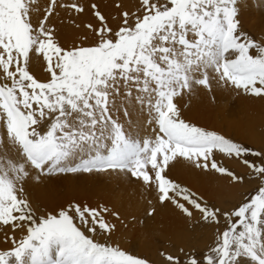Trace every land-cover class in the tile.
Wrapping results in <instances>:
<instances>
[{
    "label": "snow or ice",
    "instance_id": "obj_1",
    "mask_svg": "<svg viewBox=\"0 0 264 264\" xmlns=\"http://www.w3.org/2000/svg\"><path fill=\"white\" fill-rule=\"evenodd\" d=\"M237 5L139 0L135 11L116 5L122 10L113 27L91 4L97 23L85 27L93 43L65 48L47 23L57 0H50L43 18L38 0H0V127L18 153L17 162L0 159V225L23 233L0 251V264H156L109 243L116 225L104 214L119 213L107 207L68 201L37 216L22 186L33 173L37 182L54 175L125 173L154 189L160 205L171 203L189 218L197 210L215 228L205 252H161V264H264V148L253 151L187 122L176 102L199 86L210 91L213 80L264 99V39L241 30ZM60 7L86 11L78 3ZM34 58L46 65V82L31 74ZM137 105L153 131L142 140L131 119ZM218 154L249 171L236 174L217 161ZM180 158L234 184L252 176L256 186L221 210L167 177L165 169Z\"/></svg>",
    "mask_w": 264,
    "mask_h": 264
},
{
    "label": "rangeland",
    "instance_id": "obj_2",
    "mask_svg": "<svg viewBox=\"0 0 264 264\" xmlns=\"http://www.w3.org/2000/svg\"><path fill=\"white\" fill-rule=\"evenodd\" d=\"M49 2L50 0H38L41 18H43V13ZM65 2L67 4L72 2L84 5L86 11L83 14L66 11L60 7V5L66 4ZM138 3L139 0H62V2L57 0V9L47 23L50 28L56 30V37L61 46L65 48L79 46L81 41H85V46H88L93 43L94 37L91 30L86 28L85 25L88 23L95 25L97 23L89 7L91 4H96L99 11L108 19L109 25L115 27L120 22L115 18L122 10L118 9L116 5L122 4L124 9L135 11ZM237 6L239 8L238 18L241 22V30L256 40L264 39V0H238ZM32 11L33 20L35 21L33 23L35 24L36 9L33 7ZM32 66L31 74L41 82H46L50 78V74L46 72V65L42 60L37 62L34 58ZM176 102L181 109L182 118L187 122L208 130L217 131L248 146L253 151L264 148V99L245 95L242 91L235 90L231 85L221 84L217 86L215 80H213L210 91L199 86L194 88L191 93H185ZM120 119L121 121L126 120L122 113ZM131 119L135 126L133 132L141 140L153 135L152 128L146 123L148 115L146 112H141L139 105L131 112ZM1 131L6 133V129L0 127V159L14 162L17 159L16 147L12 143V147H15V149L8 150L4 147V141L1 140ZM3 147L5 151L7 150L6 152L3 151ZM11 154L14 156L12 157ZM180 159L184 160V158ZM216 159L236 174L249 171L235 158H227L223 154H218ZM247 159L255 160L256 158L249 156ZM191 166V170L205 176L202 182L206 185L202 189L189 184L187 180H183L185 182L181 181L180 177L178 180L174 174H170L169 168H166L165 172L169 179L202 197L203 202H207L209 205L218 207L221 210H228L237 205L253 190L257 183L252 176L246 175L244 183L234 184L226 175L217 174L214 171L204 172L196 169L193 165ZM34 174H32V177H35ZM121 179L125 181L124 184L121 183ZM141 185H143L142 182H138L134 178L130 179L125 173L76 176L72 174L54 175L40 182L27 178L26 182L22 183L37 216L58 209V206H66L68 201L83 202L90 207L99 208L104 206L109 211L117 213L121 212L120 207H122L125 212L119 214L118 217H108L107 214H104L110 223L116 225V230L112 234L109 243L118 245L131 255L147 257L149 260L155 261L156 264H161L163 259L160 255L161 252L175 254L181 247L185 251L193 249L197 253L205 252L213 242L215 228L204 224L200 220V213L197 210H193L192 217H185L171 203L160 205L157 200H154L156 191L143 185L142 191L145 202L140 206L138 212L128 213L129 208H132L130 206L134 204L127 203L124 205V197L129 196V188L133 191ZM122 191L126 193L123 194ZM121 197L124 199L122 200ZM115 198L119 199L116 203ZM155 202L158 203V207L154 205ZM166 205L171 209L169 213L164 212L160 217L159 212L161 209L166 211L164 209ZM153 208L155 209L154 214L147 215ZM223 227V225L220 226L221 231ZM22 234V232L0 225V251L12 248L13 244L10 238L15 236L19 239Z\"/></svg>",
    "mask_w": 264,
    "mask_h": 264
},
{
    "label": "bare ground",
    "instance_id": "obj_3",
    "mask_svg": "<svg viewBox=\"0 0 264 264\" xmlns=\"http://www.w3.org/2000/svg\"><path fill=\"white\" fill-rule=\"evenodd\" d=\"M69 1V0H68ZM61 2H62V0H61ZM74 2V1H73ZM78 2V1H77ZM66 3V2H65ZM70 3V2H69ZM72 3V2H71ZM67 4V3H66ZM127 8V7H126ZM33 10V9H32ZM41 11V10H40ZM36 17V16H35ZM62 18H63V16H62ZM59 21V20H58ZM33 22H35L34 20H33ZM57 22V21H56ZM31 67H33V66H31ZM35 67V66H34ZM205 95V94H204ZM206 97V96H205ZM248 101L246 100V103H247ZM245 103V104H246ZM250 103V102H249ZM248 103V104H249ZM258 103V102H257ZM244 104V106H245V108L247 109V107H246V105ZM252 104H253V102H252ZM254 104H255V102H254ZM248 106V105H247ZM254 106V105H253ZM252 106V107H253ZM250 107H251V105H250ZM261 107V106H260ZM254 108V107H253ZM216 112V111H215ZM253 127V126H252ZM241 129H242V126H241ZM245 129V128H244ZM239 130V129H238ZM1 133H2V131H1ZM1 140L2 141H4V144H5V146H4V144H3V146L6 148V149H8V150H11L13 147H12V144H11V141H9L8 140V138L6 137V133H2V137H1ZM4 147H3V151H5V149H4ZM13 149H15V147L13 148ZM7 151V150H6ZM5 151V152H6ZM9 153V152H8ZM12 155V154H11ZM14 155H12V157H13ZM16 157H17V159L14 161V162H17L18 161V153H17V150H16ZM12 159V158H11ZM170 165H171V167H169V172H171L170 174L172 175V174H174V176L179 180V177H180V179H181V181H183V180H187V182L189 183V184H192V185H196V187L198 186V187H200L201 189L206 185V183H204V182H202L204 179H205V176H203V175H200V174H198L197 172H195V171H193V170H191L192 169V166H191V164L190 163H188L186 160L184 161L183 159H179V162H176V163H172V162H170ZM35 175V174H34ZM203 176V177H202ZM185 178V179H184ZM208 178V177H207ZM30 179H35L34 178V176L33 177H31ZM117 181H119V180H117ZM121 183L122 184H124V180L123 179H121ZM208 181H210V180H208ZM207 181V182H208ZM183 182H185V181H183ZM220 183H222V182H220ZM222 185V184H221ZM124 186V185H123ZM213 187V186H212ZM225 187V186H224ZM223 187V188H224ZM142 189H143V185H141V186H137L133 191L131 190V188H129L128 190H129V196L127 195V197L125 196L123 199H122V197H121V199L124 201V205H126L127 203L128 204H131V203H133L132 205L133 206H130V207H132V208H129V211H128V213L129 212H138V210L140 209V206L145 202V199L143 198L144 197V193H143V191H142ZM218 189V188H217ZM219 190V189H218ZM132 191V192H131ZM222 192V191H221ZM122 193H123V191H122ZM124 193H126V192H124ZM123 193V194H124ZM146 193V192H145ZM46 194H47V192H46ZM122 194V195H123ZM157 195V193H155V195H154V200H157L156 199V196ZM46 198V197H45ZM112 199H113V197H112ZM116 199V201H115V203L116 202H118L119 201V199L118 198H115ZM120 199V200H121ZM140 200H142L141 202H140ZM154 205H157V207H158V203L156 204V202H155V204ZM117 206H118V204H117ZM156 207V208H157ZM119 209V208H118ZM143 209V208H142ZM166 211H164L163 209H161L160 210V212H159V216L160 217H162V215H163V213L164 212H166V213H169V211H170V209H171V207H168L167 205H166V207L164 208ZM120 211L121 212H119V214L121 215L122 213H124L125 212V210L124 209H122V207H120ZM119 215V216H120ZM124 216V215H123Z\"/></svg>",
    "mask_w": 264,
    "mask_h": 264
}]
</instances>
